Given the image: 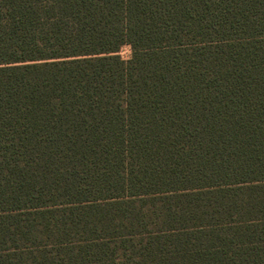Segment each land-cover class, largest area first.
Instances as JSON below:
<instances>
[{
  "label": "trees",
  "instance_id": "obj_1",
  "mask_svg": "<svg viewBox=\"0 0 264 264\" xmlns=\"http://www.w3.org/2000/svg\"><path fill=\"white\" fill-rule=\"evenodd\" d=\"M0 264H264V0H0Z\"/></svg>",
  "mask_w": 264,
  "mask_h": 264
},
{
  "label": "rangeland",
  "instance_id": "obj_2",
  "mask_svg": "<svg viewBox=\"0 0 264 264\" xmlns=\"http://www.w3.org/2000/svg\"><path fill=\"white\" fill-rule=\"evenodd\" d=\"M121 54H122V56H123L124 58H126V57L129 55V50H128V48H123Z\"/></svg>",
  "mask_w": 264,
  "mask_h": 264
}]
</instances>
